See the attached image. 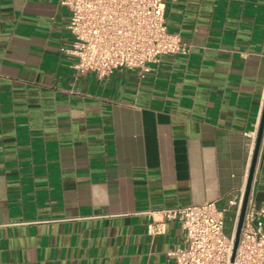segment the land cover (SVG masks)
<instances>
[{"label": "crops", "instance_id": "1", "mask_svg": "<svg viewBox=\"0 0 264 264\" xmlns=\"http://www.w3.org/2000/svg\"><path fill=\"white\" fill-rule=\"evenodd\" d=\"M188 56L78 74L60 0H0V264H176L178 223L215 201L233 230L264 108V0H166ZM251 198L264 207V136ZM235 202V203H232Z\"/></svg>", "mask_w": 264, "mask_h": 264}, {"label": "built area", "instance_id": "2", "mask_svg": "<svg viewBox=\"0 0 264 264\" xmlns=\"http://www.w3.org/2000/svg\"><path fill=\"white\" fill-rule=\"evenodd\" d=\"M69 11L71 47L66 49L78 74L101 77L115 71L142 75L164 55L188 56L191 46L168 28L166 0H60ZM244 192L238 204L241 209ZM235 203V202H232ZM239 209V213H240ZM153 219L150 234H163L178 223L185 246L169 252L176 264H264V207L249 199L234 262L236 226L226 233L224 213L215 201L143 212Z\"/></svg>", "mask_w": 264, "mask_h": 264}, {"label": "water", "instance_id": "3", "mask_svg": "<svg viewBox=\"0 0 264 264\" xmlns=\"http://www.w3.org/2000/svg\"><path fill=\"white\" fill-rule=\"evenodd\" d=\"M264 136V108L261 116V121L256 137V143H255V148H254V153H253V158H252V163L250 167V172L248 175V180L246 184V188L244 191V196L242 200V205L239 213V218L237 221V226L235 230V235H234V248H233V253H232V262H234L235 257H236V252L239 246V241H240V236H241V231L244 223V218L246 215L249 199L251 197V192H252V186H253V181H254V176L256 172V167L259 159V154H260V149L262 145V140Z\"/></svg>", "mask_w": 264, "mask_h": 264}, {"label": "rangeland", "instance_id": "4", "mask_svg": "<svg viewBox=\"0 0 264 264\" xmlns=\"http://www.w3.org/2000/svg\"><path fill=\"white\" fill-rule=\"evenodd\" d=\"M233 220H234L233 214L230 213V212L227 213V218H226V233L228 235L231 234V231L233 229Z\"/></svg>", "mask_w": 264, "mask_h": 264}, {"label": "trees", "instance_id": "5", "mask_svg": "<svg viewBox=\"0 0 264 264\" xmlns=\"http://www.w3.org/2000/svg\"><path fill=\"white\" fill-rule=\"evenodd\" d=\"M233 221H234V220H233ZM233 226H234V225H233ZM232 231H233V229H232ZM232 231H231V232H232Z\"/></svg>", "mask_w": 264, "mask_h": 264}]
</instances>
